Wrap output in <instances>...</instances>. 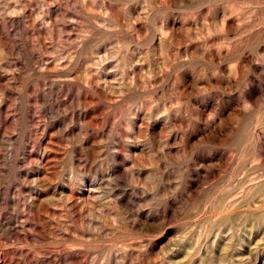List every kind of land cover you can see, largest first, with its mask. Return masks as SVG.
<instances>
[{"label": "rangeland", "instance_id": "rangeland-1", "mask_svg": "<svg viewBox=\"0 0 264 264\" xmlns=\"http://www.w3.org/2000/svg\"><path fill=\"white\" fill-rule=\"evenodd\" d=\"M0 264H264V0H0Z\"/></svg>", "mask_w": 264, "mask_h": 264}]
</instances>
